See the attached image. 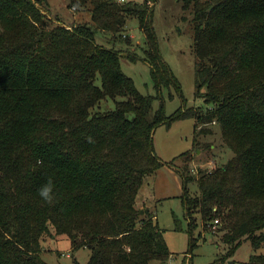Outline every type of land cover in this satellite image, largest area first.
Wrapping results in <instances>:
<instances>
[{"label":"trees","instance_id":"trees-1","mask_svg":"<svg viewBox=\"0 0 264 264\" xmlns=\"http://www.w3.org/2000/svg\"><path fill=\"white\" fill-rule=\"evenodd\" d=\"M155 3L69 0L89 22L67 28L41 9H51L48 0H0V264H47L41 243L54 233L73 249L88 248L87 264H168L157 216L141 206L150 202L142 188L164 164L156 129L187 119L195 120L196 145L213 134L208 126H219L234 154L198 176L189 152L178 157L189 158L180 172L190 231L200 215L205 227L217 221L231 247L226 257L246 240L264 249V0H184L194 28L196 97L209 107L181 108L171 118L162 104L154 111V98L124 74L115 49L131 44L127 25L137 20L157 93L181 92L160 52ZM109 100L115 108L103 110ZM49 179L55 196L46 204L37 190ZM190 183L199 190L194 198ZM247 264H264V253Z\"/></svg>","mask_w":264,"mask_h":264},{"label":"rangeland","instance_id":"rangeland-1","mask_svg":"<svg viewBox=\"0 0 264 264\" xmlns=\"http://www.w3.org/2000/svg\"><path fill=\"white\" fill-rule=\"evenodd\" d=\"M128 1V0H126ZM144 4L146 0H130ZM153 6V27L158 38L159 48L164 62L171 69L173 76L180 82L181 92L175 87L161 90L160 95L155 88L154 79L149 64L142 60L145 36L140 30L137 20H130L126 34L132 38L131 44L118 42L115 49L122 53L121 69L130 77L138 91L144 96L154 98V111L164 106L168 118L181 108L194 109L209 107L205 100L197 98L195 78L196 59L193 54L192 15L184 11V0H155ZM47 6H42L54 23L61 19L67 28L76 22H89L85 13H77L69 8V0H48ZM49 9L51 11H49ZM54 17V18H53ZM56 18V19H55ZM98 43L106 48H114L106 44L99 36ZM131 57L138 60L131 61ZM104 103V102H103ZM103 110L114 109L112 101L104 104ZM195 120L187 119L173 122L169 127L163 125L154 133V149L156 155L164 163L157 173L145 182L142 193L150 199L146 204L157 216L159 227L163 230L164 238L171 254L168 264H213L225 257L226 264H247L252 255L264 253V249L255 251L250 240L242 243L234 256L226 257L231 249L224 244L222 233L217 223L205 227L200 215L189 228L184 206V187L180 172L181 162L191 163V174L198 176L200 170L208 172L225 165L233 156V152L221 142L219 126L211 127L212 135H203L195 144ZM189 152V158L178 160L182 154ZM199 195L196 183L188 185V196ZM140 206V207H141ZM46 236L43 239L41 258L47 264H87L90 257L88 248L73 249L72 242L66 236ZM193 238V239H192ZM192 240L196 246L192 247ZM153 264H161L154 262Z\"/></svg>","mask_w":264,"mask_h":264},{"label":"clouds","instance_id":"clouds-1","mask_svg":"<svg viewBox=\"0 0 264 264\" xmlns=\"http://www.w3.org/2000/svg\"><path fill=\"white\" fill-rule=\"evenodd\" d=\"M37 195L42 202L46 204L53 203L54 196H55L53 181L49 179L46 183H44L37 190Z\"/></svg>","mask_w":264,"mask_h":264},{"label":"built area","instance_id":"built-area-1","mask_svg":"<svg viewBox=\"0 0 264 264\" xmlns=\"http://www.w3.org/2000/svg\"><path fill=\"white\" fill-rule=\"evenodd\" d=\"M121 1H124V0H121ZM216 223H217V221H216Z\"/></svg>","mask_w":264,"mask_h":264},{"label":"water","instance_id":"water-1","mask_svg":"<svg viewBox=\"0 0 264 264\" xmlns=\"http://www.w3.org/2000/svg\"><path fill=\"white\" fill-rule=\"evenodd\" d=\"M141 214H143V211L141 212Z\"/></svg>","mask_w":264,"mask_h":264}]
</instances>
